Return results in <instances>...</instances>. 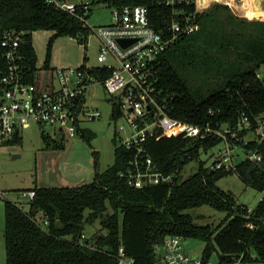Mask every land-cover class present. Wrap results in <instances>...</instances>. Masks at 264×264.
<instances>
[{
    "label": "trees",
    "instance_id": "1",
    "mask_svg": "<svg viewBox=\"0 0 264 264\" xmlns=\"http://www.w3.org/2000/svg\"><path fill=\"white\" fill-rule=\"evenodd\" d=\"M252 1L256 5L248 15L259 17V2ZM110 4L146 7L149 26L163 38L170 35V22L178 11L156 0H110ZM180 9L186 15L196 10L194 5ZM193 22L198 30L178 37L157 58V103L170 118L202 130L223 126L234 129L243 114L253 132L256 117L264 115V77L257 76L264 66V21H249L244 15L232 13L228 5L217 3L195 13ZM38 30L53 32V38H74L80 44H85L89 35L78 21L53 9L45 0H0V43L5 31L22 33L18 49L29 83L37 82L40 69H51L52 39L47 43L42 67H37L32 32ZM4 54L0 44V78L7 66ZM86 61L84 57L80 70L100 79L109 76L105 69L86 68ZM81 101L82 105L86 99ZM119 116L117 104L111 100L110 118L116 123ZM246 135L252 139L238 141ZM77 136L91 147L94 134L89 129L78 128ZM228 139L245 158L225 170L207 167L200 159L202 153L222 143L217 135L199 139L158 132L147 138L143 151L135 157V150L122 146L114 131L113 162L101 172L98 153L92 151L90 183L33 186L27 189L35 192L27 211L21 204L4 200L5 264H116L119 246L135 264H159L156 250L167 237L204 242L203 264L213 254L217 264H230L239 256L242 264H264V139L246 130ZM42 141L46 148H64L62 139L56 141L43 133ZM20 143L21 137L16 134L9 145ZM250 154L258 159H249ZM147 158L153 172L171 176L172 180L138 188L129 184L126 175L120 176L128 170L135 172L136 166L144 170ZM134 161L137 165L131 164ZM192 161L197 162L196 171L180 180L183 168ZM233 174L263 195V201L250 211L231 192L217 187L220 179ZM201 206L223 212L225 217L216 226L197 225L185 211ZM44 220L45 227L35 223ZM96 221L99 229L86 234V227ZM81 235H86L96 249L80 245Z\"/></svg>",
    "mask_w": 264,
    "mask_h": 264
},
{
    "label": "built area",
    "instance_id": "2",
    "mask_svg": "<svg viewBox=\"0 0 264 264\" xmlns=\"http://www.w3.org/2000/svg\"><path fill=\"white\" fill-rule=\"evenodd\" d=\"M159 5L177 9V15L171 19L168 29L169 36L163 38L156 33L148 23L147 9L144 6L116 7L110 0H45V3L57 11H61L70 18L78 21L89 33H93L98 40V66L88 69H105L110 72L105 79L91 75L77 68H52L45 70L47 74L44 83L37 79L35 83L26 81L25 63L19 51L22 33L5 31L1 39L4 48L6 71L0 78V147H10L9 142L17 134L20 136L22 129L31 124L51 129L53 138L43 133L50 139L59 136L60 139H71L77 136V129L82 128L83 122H90L99 117L98 110L87 105H81V98L86 99L87 89L91 85H100L113 102L117 104L120 112L118 121L121 122L115 130L120 138V144L126 149L135 150V157L142 151V145L147 138L158 132L179 133L184 138L203 139L214 134L222 139L221 147L214 157L213 169L234 168V153L236 148L231 146L228 139L236 138L239 131L246 130L259 139H264V115L256 117L255 130L250 132V124L242 114L240 121L233 129L223 126L216 130L209 128L200 129L188 123L170 118L156 101V72L155 65L158 56L166 51L180 36L189 35L198 30V24L193 22L195 13L202 11L199 0H156ZM227 1V0H225ZM237 1L243 12L250 19L248 8L244 0ZM262 2V0H260ZM259 3L260 16H251L254 19H264V7ZM264 2V0H263ZM195 6V12L186 15L180 8L182 6ZM111 9V22L109 25L93 27L88 22L92 11L98 7ZM129 40L125 47L118 40ZM262 78L261 74H257ZM127 135L122 138L120 133ZM238 139V138H237ZM251 135H246L238 141L250 140ZM10 150V149H9ZM249 159H258L256 154L248 155ZM145 169L136 166L135 172L128 170L126 175L129 184L141 188L144 186L168 183L171 176L153 172L149 166L150 159L145 161ZM134 165L137 163L134 161ZM33 190L20 191L21 197L33 199ZM5 193L0 191V198L5 200ZM263 201V195L258 202ZM251 209H249L250 211ZM41 227L47 221H35ZM80 245L96 249L95 244L81 235ZM184 241L179 237H167L158 248L159 264H203L202 257L189 256L184 248ZM161 253V255H160ZM116 264H135V260L128 257L122 246H119L115 255ZM242 256L234 259L230 264H242ZM206 264H212L207 262Z\"/></svg>",
    "mask_w": 264,
    "mask_h": 264
},
{
    "label": "rangeland",
    "instance_id": "3",
    "mask_svg": "<svg viewBox=\"0 0 264 264\" xmlns=\"http://www.w3.org/2000/svg\"><path fill=\"white\" fill-rule=\"evenodd\" d=\"M245 6L249 13L255 8L252 0H244ZM228 5L231 12H236L239 15H247L240 7L237 1L225 0H204V9H209L213 4ZM262 7L264 2L262 0ZM251 9V10H250ZM111 9L107 7H98L92 11L89 19V24L93 27L109 25L111 22ZM249 21H264V19H254L250 17ZM54 33L51 31L38 30L32 32V45L35 49L37 58V66L42 67L46 55V46L50 39H52V46L50 50V64L57 68H77L86 58V66H98L96 57L98 55V40L93 33H89L86 43L80 44L77 39L68 37L53 38ZM261 76L264 77V66L259 70ZM39 82L44 83V78L47 72L40 69ZM87 105L98 110L99 117L90 122H83L82 127L89 129L94 138L89 147L85 141L79 136L71 139L63 140L64 148L53 149L46 148L42 141V133L50 135L52 138L55 135L49 128L41 129L39 125L31 124L28 128L20 131L21 143L10 147H0V191L5 193V200L21 204L24 211H27V197H21L20 191H24L37 186L39 188H52L60 186H81L88 184L93 178V157L92 151H96L99 156L100 171H105L113 162V145L111 139L114 131L117 129L120 121L116 123L111 120V98L106 94L100 85H91L87 89L86 95ZM127 134L121 132L120 137L124 138ZM59 141L60 138L53 139ZM221 145L210 150L208 153L200 155L201 161L207 167L211 166L214 157ZM13 148V150H8ZM245 158L244 153L236 150V157L234 163H238ZM197 169V162L192 161L187 164L181 174L180 180H184L192 175ZM217 187L224 191H229L234 196L238 203L246 205L252 209L261 193L247 186L236 175H229L220 179L217 182ZM4 200V199H3ZM3 202H0L2 208ZM0 210V264H5V249H4V215ZM192 216L193 221L197 225L216 226L225 217V213L218 212L207 206H201L186 210ZM99 229V221L88 225L85 233L93 234ZM205 243L200 240L190 239L186 244H183L185 252L189 256H200ZM161 255V253H160ZM159 256V255H158ZM212 264H217V257L213 254L209 260Z\"/></svg>",
    "mask_w": 264,
    "mask_h": 264
},
{
    "label": "crops",
    "instance_id": "4",
    "mask_svg": "<svg viewBox=\"0 0 264 264\" xmlns=\"http://www.w3.org/2000/svg\"><path fill=\"white\" fill-rule=\"evenodd\" d=\"M199 2H200V4H202V6L204 5V0H199ZM258 2L260 3L261 1L260 0H258ZM34 48V47H33ZM34 51H35V49H34ZM38 67V66H37ZM39 68V67H38ZM50 68L52 69V68H57V67H53V66H51V64H50ZM60 68V67H59ZM38 77H39V73H38ZM38 81H39V79H38ZM9 149H13V148H8V150ZM0 202H4V200L2 199V198H0ZM4 204V203H3ZM2 208H3V206H2ZM0 210H1V208H0ZM2 212H3V210H1Z\"/></svg>",
    "mask_w": 264,
    "mask_h": 264
},
{
    "label": "water",
    "instance_id": "5",
    "mask_svg": "<svg viewBox=\"0 0 264 264\" xmlns=\"http://www.w3.org/2000/svg\"><path fill=\"white\" fill-rule=\"evenodd\" d=\"M129 42H131V41H129V40H124V39H120V40H118V43L121 45V46H123V47H125ZM10 150H13V149H10ZM152 187L153 186H155V185H151ZM187 242H184V244H186ZM156 251H158V249L156 250Z\"/></svg>",
    "mask_w": 264,
    "mask_h": 264
},
{
    "label": "bare ground",
    "instance_id": "6",
    "mask_svg": "<svg viewBox=\"0 0 264 264\" xmlns=\"http://www.w3.org/2000/svg\"><path fill=\"white\" fill-rule=\"evenodd\" d=\"M251 10V9H250Z\"/></svg>",
    "mask_w": 264,
    "mask_h": 264
}]
</instances>
